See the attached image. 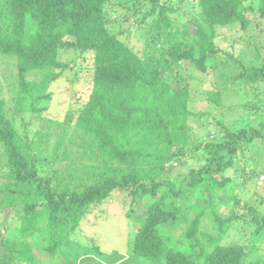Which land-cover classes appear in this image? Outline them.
Instances as JSON below:
<instances>
[{
    "label": "trees",
    "instance_id": "16d2710c",
    "mask_svg": "<svg viewBox=\"0 0 264 264\" xmlns=\"http://www.w3.org/2000/svg\"><path fill=\"white\" fill-rule=\"evenodd\" d=\"M110 1L0 0V54L16 62L14 112L41 114L47 108L41 102L52 97L51 83L71 69V61L61 60V49L92 52L94 56L87 100L76 109L69 107L64 119L46 122L48 128L57 126L52 162H64L54 176L40 174L51 134L39 130L37 139L21 143L0 85V210L5 221L12 215L20 219L16 230L22 235L20 239L0 235V247L4 248L0 264H13L19 255L35 264H105L99 257L107 255L97 241L90 244L77 233L79 239H75L84 216L92 206L108 201L115 190L131 193L135 201L138 195H156L163 184V194L148 204L127 258L155 264H255L244 262V244L222 242L239 218L238 210L221 216L215 208L195 204L189 206L195 211L191 217L185 207L172 206L167 198H185L199 186L205 187L208 200L213 187L229 190L230 179L218 180L216 173L234 164L238 150L253 145L257 138L264 141L262 97L251 105L238 104L255 113L254 119L238 130L226 126L221 118L211 120L219 131L192 146L194 151L204 152L208 162L197 173L193 171L190 180L185 178L180 185L162 180L173 159L180 158L189 143L190 118L204 114L190 107L193 100L188 79L193 75L185 68L205 73L210 67L218 68L219 53L233 57L219 43L223 34L217 29L238 23L241 30H247L252 19L247 14L255 6L246 0H197L200 11L191 19V30L171 17L169 12L176 10L173 6L160 0H127L134 11L151 2L141 20L148 25L150 38L140 53L109 29L106 5ZM125 1L116 2L122 5ZM259 9L264 14V4ZM236 61L243 69L229 76L231 82L240 80V85L251 86L264 82V62L246 65L242 59ZM32 74L38 78H31ZM223 85L229 86V81ZM225 92L209 89L207 101L220 108ZM245 119L248 121L243 116L236 120L242 125ZM258 180L257 176L260 187L263 184ZM232 194L235 204H243L238 193ZM205 215L213 222L214 232L202 228ZM254 217L259 228L263 227L264 214L255 213ZM168 222L173 230L182 222L187 225L180 236H168L161 230Z\"/></svg>",
    "mask_w": 264,
    "mask_h": 264
},
{
    "label": "rangeland",
    "instance_id": "374dc122",
    "mask_svg": "<svg viewBox=\"0 0 264 264\" xmlns=\"http://www.w3.org/2000/svg\"><path fill=\"white\" fill-rule=\"evenodd\" d=\"M116 1L118 0H111L106 5V17L109 20L108 27L113 33L118 34L123 41L142 53L150 36L147 34L148 25L141 24V20L144 13L149 9L151 2L146 1L134 11L133 8L128 7L131 2L129 3L126 0L121 5ZM160 2L176 9L169 12V14L172 18H175L177 24L182 27L186 25L191 30H194L193 24L190 22L191 19L198 16L200 11L197 0H160ZM249 3H252L255 9L248 11L247 15L252 19L247 30H241L238 23L217 29L218 33L223 34L218 38L219 43L229 49L233 57L225 53H219L218 68L210 67L211 69L205 73L196 68H185L189 75H193L191 78L187 75L192 86L193 101L190 107L192 110L199 113L203 112L204 114L202 117L190 118L189 143L185 146L181 157L173 159L172 166L168 167L163 175V181L174 180L177 185H180L185 178L190 180L192 174L194 172L197 173L208 162V156L201 150L194 151L192 146H195L199 141L207 140L208 134L211 136L210 133H213V131H219L218 128L214 127L212 121L215 118H221L226 126L238 130L244 124L248 125L252 121L251 118L254 119L255 117L253 111H249L244 105L239 107L238 104L248 102V105H251L254 102H259L260 97L264 99L263 81H260L257 86L240 85V80L231 82L232 79L229 77L243 69L240 63L236 61L237 58L244 60L246 65L264 62V14L259 9V6L264 4V0H246V4ZM126 4L127 6L125 7ZM152 17L146 18L147 22ZM59 56L62 61H71V69L64 72L60 79L51 83L49 90L52 92V97L41 102V105L47 108L41 114H38L37 112H14V110H11L14 105L13 96L16 95L12 91L15 82H17L16 62L0 54L2 95L7 100L8 112L13 117L18 133L22 138L21 143L37 139L39 130L45 129L51 134L47 137V141L51 145L49 148L44 149V159L40 166V174L48 177L55 175L54 171L56 168L62 169L64 162H52V158L55 155L52 147L55 142L53 131L57 126L48 128L46 122L50 118L64 119L69 107L76 109L87 100L91 90L94 70L92 52L79 53L75 49H61ZM212 63L215 62L213 61ZM185 65L190 64L187 63ZM222 72L225 73L224 77L221 76ZM165 77H169V74L165 73ZM31 78H38V75L32 74ZM223 81H229V86L224 88ZM220 88L224 89V92L226 91L227 97L225 98V103H222V106L217 108L207 101V90L213 89L216 91L220 90ZM254 88L255 91H253ZM231 103L232 105L230 106L229 104ZM242 116L244 118L247 117L249 122L245 119V122L240 125L236 119ZM251 170L255 172L254 175L244 173ZM2 172L0 170V176ZM261 174H264V141H260L257 138L253 145L250 144L248 147L238 150L234 155V164L232 166L216 173L218 180L230 179V187L235 185L232 190L229 186L230 191L226 187L219 190L213 187V196L208 200L209 197L205 187L199 186L191 190L185 198L180 199L171 196L167 198V201L172 206L185 207L184 211H187L191 217H194L195 211L189 206H194L195 204L205 205L208 209L215 208L221 216H227L232 211L238 210L239 218L231 224V228L222 242L244 244V262L264 264V225L259 228V223L254 217L255 213L264 214V183L258 187L255 181L256 177ZM165 188L166 186L163 184L159 186L156 195H138L135 201L132 200L131 193L119 189L115 190L108 201L98 204L96 207H91V212L84 216L81 225L77 228L75 239L78 240V236H82L81 239L87 238V240H90V244L97 241L101 250L107 255L106 258L99 257L105 260V264H155L145 259L130 260L127 258L130 256L128 249L129 251L131 250L132 241L138 231V227L148 213V204L151 200L158 199ZM233 191L238 193L237 196L244 201L243 204H235L232 198L234 196L232 194ZM1 198L2 195L0 193ZM128 212H130V216L127 214ZM212 223L209 215H205L202 228L210 229L214 232L215 229L212 227ZM19 225L20 219L18 217L8 216L5 221L4 214L0 210V235L7 236L10 234L12 238L20 239L22 235L19 230L18 232L16 230ZM186 225L185 222H182L173 230V227L168 222L161 225V230L168 236L175 235L178 237L183 233ZM10 227L12 230L9 231ZM76 233L78 236H76ZM80 242L82 241L80 240ZM3 249L0 247V250ZM31 249L38 254V249L35 245H31ZM84 254H86V251ZM93 255H95V252H93ZM13 261V264H35L34 261L31 262L20 255ZM74 264L79 263L74 262Z\"/></svg>",
    "mask_w": 264,
    "mask_h": 264
},
{
    "label": "built area",
    "instance_id": "2783aa9c",
    "mask_svg": "<svg viewBox=\"0 0 264 264\" xmlns=\"http://www.w3.org/2000/svg\"><path fill=\"white\" fill-rule=\"evenodd\" d=\"M258 182H259L260 184H263V183H264V174H261V175L259 176V180H258Z\"/></svg>",
    "mask_w": 264,
    "mask_h": 264
}]
</instances>
